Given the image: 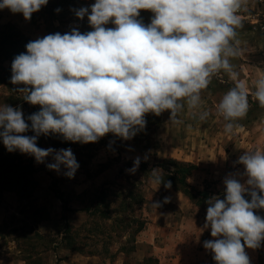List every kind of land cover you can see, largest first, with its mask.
Instances as JSON below:
<instances>
[{
  "label": "rangeland",
  "instance_id": "rangeland-1",
  "mask_svg": "<svg viewBox=\"0 0 264 264\" xmlns=\"http://www.w3.org/2000/svg\"><path fill=\"white\" fill-rule=\"evenodd\" d=\"M94 3L49 0L27 21L22 14L0 10V105L20 107L25 117L40 110L15 91L23 85L11 83V65L3 57L13 61L26 52L29 41L47 34L72 28L91 31L87 16L81 20L73 10L88 7L90 12ZM152 15L141 10L140 18L147 24ZM241 15L240 55L231 62L255 100V81L264 75V0H246ZM234 83L223 73L213 77L202 93L203 110L209 113L203 121L186 109L179 124L169 121L168 111L146 114L145 129L128 141L112 134L88 144L40 136L41 148L72 149L80 165L72 179L46 167L51 157L37 164L31 156L8 152L0 141V264H210L212 252L203 247L204 241L214 239L210 229H204L208 205L193 204L172 186L158 187L151 182V170L158 168L167 181L169 175L161 166L166 160L192 164L196 170L187 178L189 186L207 191L209 199H223L224 178H240L244 172L238 158L246 150H264V111L247 114L232 133L224 131L217 104ZM14 155L25 167L18 174L2 167L3 160L11 161ZM136 157L147 168L138 167L131 174L126 170ZM29 161L31 170L26 168ZM154 202L160 206L153 207ZM260 250L264 254V245ZM246 252L251 264H264L258 249Z\"/></svg>",
  "mask_w": 264,
  "mask_h": 264
},
{
  "label": "clouds",
  "instance_id": "clouds-1",
  "mask_svg": "<svg viewBox=\"0 0 264 264\" xmlns=\"http://www.w3.org/2000/svg\"><path fill=\"white\" fill-rule=\"evenodd\" d=\"M48 2L0 0V10L27 21ZM245 8L246 0H95L90 12L74 9L79 19L87 16L91 31L47 34L13 59L11 83L23 85L15 91L40 110L25 117L20 107L0 105V141L37 164L51 157L46 167L72 179L80 167L72 149L41 148L40 136L88 144L112 134L128 141L145 129L146 114L168 111L169 121L179 124L186 109L203 121L209 113L202 93L221 73L235 82L217 104L225 133H232L250 109L248 86L231 62L240 55ZM141 10L153 13L150 23L140 18ZM252 95L264 107V75ZM140 162L136 157L126 171L134 174ZM237 163L244 168L241 177L226 176L223 199L207 201L204 229L214 239L203 247L216 264H251L246 248L264 242V217L256 214L264 209V150H246ZM151 182L171 188L158 168L151 170Z\"/></svg>",
  "mask_w": 264,
  "mask_h": 264
},
{
  "label": "trees",
  "instance_id": "trees-1",
  "mask_svg": "<svg viewBox=\"0 0 264 264\" xmlns=\"http://www.w3.org/2000/svg\"><path fill=\"white\" fill-rule=\"evenodd\" d=\"M7 38V37H6ZM7 43H12L11 40H9ZM8 61L11 65L12 60L10 59V56H4L3 62ZM9 73V71H8ZM249 103H250V109L248 114H252L259 111H264V107H261L256 100H252L249 97ZM14 159H17V162H13ZM31 160V158H30ZM164 171L168 173L169 176H166L167 181H171V186L174 187L176 190L181 192L186 198L189 199L193 204L202 207L205 205H208L207 201L209 199L210 194L207 191H195L189 184L187 183V178L191 175V173L196 170V166L189 164V163H183L178 162L176 160L168 159L164 163L161 164ZM3 170L7 173L12 174H18L21 172L25 167H22V160L19 159L17 155L13 156V159L9 161L8 158H5L2 162ZM139 167L141 169L147 168V165L144 163H140ZM28 169H32L31 162H28V165L26 166ZM166 168H169V170H166ZM62 202V207H66V202L62 198L61 195L57 197ZM247 198V197H246ZM207 203V204H206ZM256 214L264 217V209L256 210ZM142 230L141 227L138 228V232ZM262 245H264V242H262ZM261 247L258 248V254L259 258H264V254L261 253ZM210 264H216V262L213 259V254L210 258Z\"/></svg>",
  "mask_w": 264,
  "mask_h": 264
}]
</instances>
